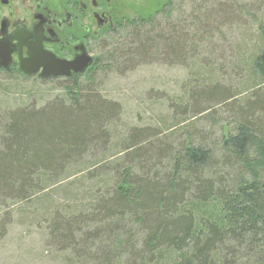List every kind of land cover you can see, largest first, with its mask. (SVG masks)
<instances>
[{"label": "trees", "instance_id": "obj_1", "mask_svg": "<svg viewBox=\"0 0 264 264\" xmlns=\"http://www.w3.org/2000/svg\"><path fill=\"white\" fill-rule=\"evenodd\" d=\"M247 2H150L107 33L88 83L71 80L40 106L0 96V212L63 188L75 205L53 201L29 217L66 264H264V19ZM143 63L186 77L165 97L167 113L110 141L119 104L96 73ZM215 112L226 123L208 127ZM85 177L92 187L66 188Z\"/></svg>", "mask_w": 264, "mask_h": 264}, {"label": "rangeland", "instance_id": "obj_2", "mask_svg": "<svg viewBox=\"0 0 264 264\" xmlns=\"http://www.w3.org/2000/svg\"><path fill=\"white\" fill-rule=\"evenodd\" d=\"M104 2L107 1L104 0ZM150 2H154V5L157 4V0H110L108 2V4L110 3L109 12L112 19L126 21L143 13V9L148 12ZM247 4L248 7L251 5L252 9H257V15H261V19H264V0H248ZM257 24L252 22L250 29H256ZM222 52L219 49L214 55L216 57L211 62L213 66L218 65V58H223ZM94 53L95 56H98L99 51L96 50ZM97 72L99 73H96V78H99L100 84H102L99 85L101 86L99 91L101 95L119 104V109H117L119 116L110 126L112 127L111 137L108 139L110 141H121V139L130 136L132 128L151 124L156 113H167L165 97L168 94H176L178 80L186 77L183 69L168 63H143L132 71L120 74L113 72L109 76L103 71L98 70ZM17 73V68H14L10 73L15 79L0 73V96L4 99V105H45L60 94H67L66 88H69L71 81L61 78L49 81L37 77L22 78ZM78 80L88 83L84 77L78 78ZM230 82L231 80H228L229 84H231ZM222 84L228 85L227 83ZM92 87L95 89L98 88V85ZM225 117L223 113L216 114L215 112L214 122L210 124L208 122L206 125L210 127V125L224 124L226 123ZM199 128L207 129V127ZM211 129L217 132L216 126ZM94 183L95 179L91 180L85 177L80 185L78 182H74L66 188L73 193L78 188L81 190L90 188ZM64 195L62 188L59 194L53 196L38 195V206L31 207L23 202H18L0 212V264H66V253L54 249V246L48 242L47 233L43 223L38 221V216L29 217L33 212L38 211L37 213H39L40 206L51 205L53 201L62 199L60 202L62 209L64 205L76 204L69 202L70 200ZM22 209L28 213L21 212Z\"/></svg>", "mask_w": 264, "mask_h": 264}, {"label": "flooded vegetation", "instance_id": "obj_3", "mask_svg": "<svg viewBox=\"0 0 264 264\" xmlns=\"http://www.w3.org/2000/svg\"><path fill=\"white\" fill-rule=\"evenodd\" d=\"M0 0V40H10L17 45L11 54L8 71L41 80L61 78L74 80L85 76L94 63V51L100 50L108 32H117L124 19H112L110 0ZM129 20V19H128ZM36 50L41 56L71 61L85 52L93 61L81 72L70 70L69 75L41 77L42 67L34 75L20 70V64L27 59V51ZM37 58L42 62L41 58ZM21 60V61H20ZM50 70L61 71L58 66Z\"/></svg>", "mask_w": 264, "mask_h": 264}, {"label": "water", "instance_id": "obj_4", "mask_svg": "<svg viewBox=\"0 0 264 264\" xmlns=\"http://www.w3.org/2000/svg\"><path fill=\"white\" fill-rule=\"evenodd\" d=\"M16 48L19 49L17 45H12L10 40H0V68L8 69L11 65V54ZM29 56L27 59L21 62L20 70L27 75H34L42 67L40 73L41 77H48L49 75H69L70 70L74 72H81L93 61V58L88 56L85 52L76 56L71 61L60 60L54 58V56H41L38 51H27ZM40 57L42 62L37 58ZM21 61V60H20ZM49 66H58L61 71H53L49 69Z\"/></svg>", "mask_w": 264, "mask_h": 264}]
</instances>
